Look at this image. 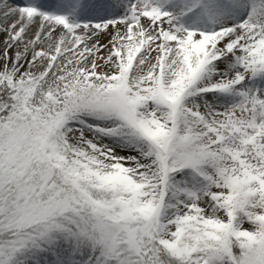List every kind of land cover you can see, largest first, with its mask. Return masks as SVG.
I'll use <instances>...</instances> for the list:
<instances>
[{"label": "snow or ice", "instance_id": "6c2138e0", "mask_svg": "<svg viewBox=\"0 0 264 264\" xmlns=\"http://www.w3.org/2000/svg\"><path fill=\"white\" fill-rule=\"evenodd\" d=\"M0 264H264V0H0Z\"/></svg>", "mask_w": 264, "mask_h": 264}]
</instances>
